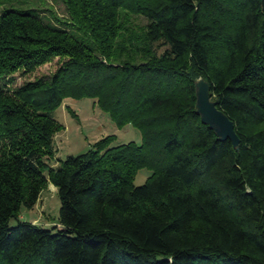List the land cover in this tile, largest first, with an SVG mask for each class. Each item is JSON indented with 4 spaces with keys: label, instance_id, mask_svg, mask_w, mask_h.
Masks as SVG:
<instances>
[{
    "label": "trees",
    "instance_id": "1",
    "mask_svg": "<svg viewBox=\"0 0 264 264\" xmlns=\"http://www.w3.org/2000/svg\"><path fill=\"white\" fill-rule=\"evenodd\" d=\"M63 2L58 23L0 14V264H264V0ZM199 78L238 148L202 121ZM83 98L141 143L109 134L51 166L54 111ZM49 182L59 226L20 219Z\"/></svg>",
    "mask_w": 264,
    "mask_h": 264
},
{
    "label": "rangeland",
    "instance_id": "2",
    "mask_svg": "<svg viewBox=\"0 0 264 264\" xmlns=\"http://www.w3.org/2000/svg\"><path fill=\"white\" fill-rule=\"evenodd\" d=\"M11 8L38 9L42 17L54 23H58L55 16L63 20L69 19L63 0H0V14ZM135 20L140 24L146 23L142 17L135 18ZM74 33L78 34L77 32ZM60 62L59 57H56L31 74H23L18 71L14 74L13 85L19 86L27 80L50 76L56 71ZM67 106H70L78 114V119L70 114ZM54 117L65 126V129L55 135L56 152L53 157L47 159L51 166H56L59 158L65 159L70 154H78L88 150L94 142L109 134L116 135L114 145L129 141L141 143L142 140L139 129L132 124L120 128L107 112L95 104L92 98L67 99L62 106L54 111ZM151 173L152 171L146 167L140 169L135 177V184H143ZM60 207L61 200L57 188L49 182L47 188L40 194L34 208L22 209L20 219L32 221L47 228L59 226ZM11 223L15 224L16 220L13 219Z\"/></svg>",
    "mask_w": 264,
    "mask_h": 264
},
{
    "label": "water",
    "instance_id": "3",
    "mask_svg": "<svg viewBox=\"0 0 264 264\" xmlns=\"http://www.w3.org/2000/svg\"><path fill=\"white\" fill-rule=\"evenodd\" d=\"M197 111L202 121L213 129L222 141L230 139L234 147H239L240 138L235 130L234 122L218 108L217 102L211 99L210 85L203 79L196 81Z\"/></svg>",
    "mask_w": 264,
    "mask_h": 264
}]
</instances>
